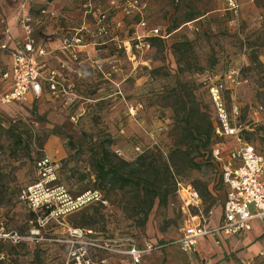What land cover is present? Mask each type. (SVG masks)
<instances>
[{
  "label": "rangeland",
  "instance_id": "374dc122",
  "mask_svg": "<svg viewBox=\"0 0 264 264\" xmlns=\"http://www.w3.org/2000/svg\"><path fill=\"white\" fill-rule=\"evenodd\" d=\"M32 1L55 3L58 13L74 16L73 27H86L88 68L70 76L79 95L70 105L62 99L4 105L0 95V233L25 236L18 243L0 236V264H64L74 228L103 239L166 244L142 264L155 255V264H264V246L252 251L245 238H201L192 253L176 242L184 220L178 182L199 192L211 224L222 214L225 186L207 154L211 80L235 71L236 81L226 83L227 108L243 138L264 153V0H238L237 11L226 0ZM23 2L0 0V43ZM152 28L167 37L151 36ZM137 34L150 48L135 47L129 57L124 42ZM4 63L0 50V69ZM104 150L114 161L145 163L154 173L169 164L166 200H156L145 223L141 186L97 180L95 163ZM46 158L57 180L43 193L53 195L54 210L89 190L101 200L48 215L34 237L30 231L48 212L33 211L20 196L39 182L38 162ZM261 228L256 221L247 238ZM256 240L264 241V230Z\"/></svg>",
  "mask_w": 264,
  "mask_h": 264
},
{
  "label": "built area",
  "instance_id": "2783aa9c",
  "mask_svg": "<svg viewBox=\"0 0 264 264\" xmlns=\"http://www.w3.org/2000/svg\"><path fill=\"white\" fill-rule=\"evenodd\" d=\"M23 1L18 16L22 29L21 45L10 47L13 40L10 28L6 30L5 38L0 43V50L7 51L12 58L11 71L4 74V77L11 78V85L2 94L1 103H26L31 97L39 99L46 95L51 100L62 99L70 105L79 98L76 84L70 76L74 73L80 75L83 69L88 68L85 65V60L89 58L86 57L89 53V44L85 42V34L88 33L86 27L70 29L66 35H62L60 47H50L47 43L54 36L48 35L42 41L35 35L34 26L40 25L46 18L55 19L58 11L42 6L36 12L29 13L26 12L29 0ZM226 2L228 8L234 11L240 6L238 0ZM150 33L154 37H167L160 32V28H152ZM144 38L137 34L124 42L129 57L134 55L135 47L150 48V42ZM52 57L56 59L55 65L43 63ZM235 81V71L231 70L224 79L211 80L207 85L213 108L214 136L217 138L212 145L210 157L217 165L221 183L225 186L220 222L210 226L209 216L200 208L202 200L199 192L181 182L177 183L178 209L184 215V220L181 235L176 242L185 253L196 252L197 242L202 237H213L217 243L220 235L242 239L252 229L254 220L264 222V153L253 143L246 141L241 126L233 123V114L226 105L225 91L226 83ZM234 112H238L236 107ZM38 168L42 174L39 182L28 187L20 196L33 211L44 209L48 215L59 216L92 200H101L98 191L89 190L54 210L53 195H46L43 190L57 180L55 167L46 158L38 162ZM191 208L196 210L195 215ZM48 215L37 220L36 226L30 231L32 236L40 233L43 219ZM72 234L64 264H107L111 256H125L130 259L131 264H141L145 256L165 246L147 240L141 243L133 236L103 239L96 237L95 231L89 228H74ZM0 236L17 243L25 239L18 231H4ZM260 254L264 255V252Z\"/></svg>",
  "mask_w": 264,
  "mask_h": 264
},
{
  "label": "trees",
  "instance_id": "16d2710c",
  "mask_svg": "<svg viewBox=\"0 0 264 264\" xmlns=\"http://www.w3.org/2000/svg\"><path fill=\"white\" fill-rule=\"evenodd\" d=\"M210 137V150L211 155L212 145L217 141L214 136V118L211 117V135ZM208 156V155H207ZM139 158H142L141 156ZM130 161L119 159L114 161L108 150H104L101 157L96 160V178L102 186L107 184L124 188L129 185L136 186L143 189L144 203L143 208V223L148 219L149 213L153 206L162 200H166L168 195L169 175L171 173L170 166L163 163L159 166L160 171L156 173L151 171L150 165L142 163L139 165H132ZM162 175V176H161ZM222 209V208H221Z\"/></svg>",
  "mask_w": 264,
  "mask_h": 264
},
{
  "label": "crops",
  "instance_id": "0c3cea01",
  "mask_svg": "<svg viewBox=\"0 0 264 264\" xmlns=\"http://www.w3.org/2000/svg\"><path fill=\"white\" fill-rule=\"evenodd\" d=\"M42 6H46V7L52 6L51 8L57 10L55 8L56 7L55 3H53L52 5L48 4V3L38 4V3H36V2H34L32 0H29L27 2V5H26V12L34 13ZM18 16H19V13H17V16L15 18L14 24L12 25V28H11V34H12L13 40L10 43V47H12V48L20 46L21 42H22V29H21L20 24H19ZM73 17L74 16L70 15V14H68V16H67L65 14L61 15V13H58V16L55 19L48 20L46 18L43 21V23H41L40 25H35L34 26V33L42 41L45 40L46 36L53 35L54 39L51 42L47 43L48 46L53 47V48L54 47L55 48L60 47L61 46L62 35L67 33L70 29L75 28V27L72 26V22H73L72 18ZM61 20H62V23H64V24H61ZM4 38L5 37H3V39ZM80 50H83V48H80ZM1 51L3 53V56L5 57V63L3 65V67L0 69V95L2 96V94L5 91H7L10 88V85H11V78L4 77V74L9 73L11 71L12 58H11V55L7 51H5V50H1ZM87 51H89L88 48H87ZM43 63L45 65H49V66L55 65L56 64V59L54 57H52V58L48 59L47 61H44ZM42 99L43 100H45V99L50 100L48 96L44 95V96H42L39 99H36L35 97H31L27 102H31L32 103V102H35V101H40ZM14 104H18V103H14ZM220 220H221V216H220V219H219L218 223L220 222ZM256 221H260V220H254L252 222V229H253L254 223ZM260 223L262 224V228L255 235H253L250 238H247L248 234L252 230L251 229L248 232V234L246 235V237H244L246 239L245 243H247V244L251 243L252 251H257V250H259L260 248H262L264 246V241L256 240L257 235L260 232H263V230H264L263 229L264 228V222L260 221ZM209 225L210 226H215V225L211 224L210 218H209ZM202 238H208V239L212 238L213 239L212 241L215 240V238H213V237H202ZM224 238H227V239L231 238V239H235V240L238 239L236 237H225L224 235H220V240L224 239ZM158 242L159 241H154L153 243L165 244V243H158ZM165 247H166V244H165V246L162 249L156 250V251H153V252H160ZM153 252H151L149 255H151ZM196 252H199L198 248H197ZM149 255L144 257V259L142 260L141 264L147 259V257ZM155 261H156V255L154 256V258L150 259L146 264H153V263L155 264ZM168 262L169 261H167L166 264H168ZM107 264H131V261H130V259L128 257H125V256H111V257H109ZM218 264H226V263H218Z\"/></svg>",
  "mask_w": 264,
  "mask_h": 264
},
{
  "label": "flooded vegetation",
  "instance_id": "af4514ba",
  "mask_svg": "<svg viewBox=\"0 0 264 264\" xmlns=\"http://www.w3.org/2000/svg\"><path fill=\"white\" fill-rule=\"evenodd\" d=\"M48 214H49V213H47V215H48ZM45 216H46V215H45ZM45 216H44V217H45Z\"/></svg>",
  "mask_w": 264,
  "mask_h": 264
}]
</instances>
